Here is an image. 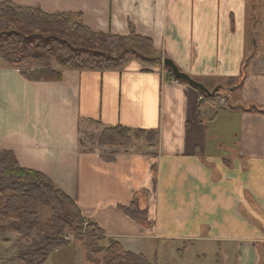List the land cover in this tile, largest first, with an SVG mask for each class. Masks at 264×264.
<instances>
[{"label":"crops","instance_id":"0c3cea01","mask_svg":"<svg viewBox=\"0 0 264 264\" xmlns=\"http://www.w3.org/2000/svg\"><path fill=\"white\" fill-rule=\"evenodd\" d=\"M3 1L79 15L94 33L132 30L219 92L207 102L158 64L97 72L52 63L54 80L39 64L0 58V153L47 177L106 240L149 263L168 249L184 254L183 244L213 247L219 264H264V0ZM118 126L156 137L99 147L101 132ZM132 202L146 222L122 212Z\"/></svg>","mask_w":264,"mask_h":264},{"label":"trees","instance_id":"16d2710c","mask_svg":"<svg viewBox=\"0 0 264 264\" xmlns=\"http://www.w3.org/2000/svg\"><path fill=\"white\" fill-rule=\"evenodd\" d=\"M80 19L79 15H46L36 8L0 2V58L11 67L29 69L39 64L45 68V79L54 80H60L61 76L51 71L52 63L71 70L97 72L121 71L133 61L148 67L158 63L160 57L151 40L137 36L132 30L127 36L94 33ZM149 53L156 58L146 57ZM165 69L173 78L170 70ZM218 92L202 96L210 102ZM132 137L152 140L156 135L118 126L104 129L98 146L126 148ZM0 195L6 196L3 209L16 216L11 228L20 235L31 236L40 226L41 207L51 212L42 242L35 250L21 255L26 264H44L52 253L67 247L64 236L68 232L75 241L83 243L87 262L102 254L103 264H150L143 255L125 252L115 241L106 240L71 198L44 175L21 168L9 151L0 153ZM121 210L131 219L147 220L146 212L139 210L136 202Z\"/></svg>","mask_w":264,"mask_h":264},{"label":"rangeland","instance_id":"374dc122","mask_svg":"<svg viewBox=\"0 0 264 264\" xmlns=\"http://www.w3.org/2000/svg\"><path fill=\"white\" fill-rule=\"evenodd\" d=\"M151 59L156 58L153 53L145 55ZM158 65L163 67L162 59L159 58ZM102 133V132H101ZM101 135V134H100ZM99 135V136H100ZM144 139L149 143H152L155 139L147 137H132L131 142L134 140ZM99 137H97L98 145ZM118 148V147H116ZM6 196L0 195V264H26L21 259V255L24 252L35 250L43 240V232L45 230V223L50 217V210L41 207L40 208V226L33 232L31 236H23L14 231L11 226L15 221L14 215L6 212L3 209L4 199ZM69 233V232H68ZM73 237V236H72ZM65 239V238H64ZM67 241V240H66ZM68 247L60 248L52 253L44 264H103V255H97L93 257L91 262L86 260V250L82 242L75 241L73 238L71 241H67ZM181 244V243H180ZM178 248L182 250L184 254L177 255L174 250L168 249L163 258L158 259V262H154L153 257L149 258L151 264H219L216 260L215 254L212 252L214 249L209 245L206 247L195 246L194 248L187 245H179Z\"/></svg>","mask_w":264,"mask_h":264},{"label":"water","instance_id":"95a60500","mask_svg":"<svg viewBox=\"0 0 264 264\" xmlns=\"http://www.w3.org/2000/svg\"><path fill=\"white\" fill-rule=\"evenodd\" d=\"M163 66L167 69L170 70L171 75L173 76V78L177 81H181L184 82L190 86H192L193 88H195L196 90H198L201 94L206 95V96H210L215 94L218 90H213L212 92H210L207 88H205L202 84L194 81L192 78H190L188 75H186L185 73L181 72L176 65L169 59H164L163 60Z\"/></svg>","mask_w":264,"mask_h":264},{"label":"built area","instance_id":"2783aa9c","mask_svg":"<svg viewBox=\"0 0 264 264\" xmlns=\"http://www.w3.org/2000/svg\"><path fill=\"white\" fill-rule=\"evenodd\" d=\"M65 240L71 241L73 239L72 235L70 233H66L64 236Z\"/></svg>","mask_w":264,"mask_h":264}]
</instances>
